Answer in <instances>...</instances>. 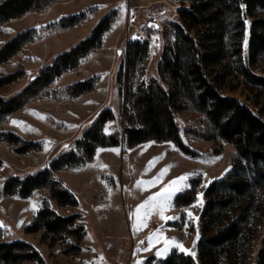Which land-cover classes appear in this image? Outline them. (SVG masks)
Segmentation results:
<instances>
[{"label":"rangeland","instance_id":"obj_1","mask_svg":"<svg viewBox=\"0 0 264 264\" xmlns=\"http://www.w3.org/2000/svg\"><path fill=\"white\" fill-rule=\"evenodd\" d=\"M183 2L185 0H63L0 25V50L18 35L34 31L31 41L0 65V79L11 75L17 78L0 89V97L10 99L24 90L42 69L88 39L106 17L113 15V24L99 47L85 56L79 66L59 76L42 96L30 101L0 125V222L3 225L0 228L3 241L27 242L41 257V260L20 264H148L151 256L166 258L172 250L188 254L177 248V243L195 252V258L201 263L196 244L201 238L205 191L212 182L223 180L231 171L236 148L232 143L209 142L186 133L194 125L196 114H183L177 118L186 151L170 141H148L130 148L122 140L120 145L98 147L91 161L52 171L53 178L75 197L77 205L58 204L47 188L35 189L27 197L5 193L11 177L25 179L50 169L51 162L63 154L81 153L78 142L103 111L108 109L113 114V119L106 122L104 132L107 135L123 134L126 78L132 46L140 45L144 59V63L138 61L136 66L135 82H144L146 86L154 81L164 84L161 65L168 48L176 40L170 35L175 34L171 24L181 23L180 10L188 7ZM80 14H85V18L68 26L70 23L65 19ZM252 20L248 17L247 22ZM150 22L159 27L148 29ZM249 38L250 34L246 32L243 38L246 60ZM253 72L264 76V61ZM232 79L226 80L222 92L247 102L257 115H261L259 108L243 95V85L231 91L236 84ZM88 80H94L92 91L76 96L69 93V87ZM261 117L264 120V114ZM12 121L23 123L14 125ZM111 149H119V153ZM165 168L168 171L155 185L143 183L137 186L138 181H150ZM183 175L188 179L178 185L180 193L172 197L171 207L163 213L174 219H162L159 208L141 209L138 217L132 215L145 200L162 192L171 181ZM196 179L201 180L196 200L191 205L178 207L176 198L189 190ZM45 205L59 216L78 215L74 228H82V239L65 233L62 239L54 240L44 229L28 232ZM188 212L198 219L190 218ZM250 221L256 231L250 233L247 240V259L243 264H258L264 217L261 221L256 217ZM197 230L199 240L196 239Z\"/></svg>","mask_w":264,"mask_h":264},{"label":"trees","instance_id":"obj_2","mask_svg":"<svg viewBox=\"0 0 264 264\" xmlns=\"http://www.w3.org/2000/svg\"><path fill=\"white\" fill-rule=\"evenodd\" d=\"M57 1L63 0H4L0 3V25ZM183 5L188 7L180 10L181 23L171 24L176 34L175 43L168 48L161 65L164 84L154 81L146 86L144 82H135L136 66L138 61L144 63V59L140 45L132 46L123 134L104 132L106 122L113 119L107 109L78 142L81 153L63 154L51 162L50 169L25 179L11 177L5 193L27 197L35 189L47 188L58 204L77 205L75 197L53 178L52 171L91 161L98 147L120 145L122 140L130 148L148 141H170L186 151L177 118L193 113L198 117L186 133L209 142L232 143L236 148L233 167L223 180L212 182L205 191L201 238L196 244L201 263L189 254L172 250L166 258L151 256L148 264H243L247 259V240L250 233L256 231L250 219L256 217L261 221L264 217V120L261 117L264 114V76L253 72L264 61V0H185ZM248 17L253 19L251 23L247 22ZM84 18L85 14H80L65 21L72 26ZM112 24L113 15H109L88 39L42 69L24 90L10 99L0 97V125L42 96L64 72L79 66L85 56L102 44ZM246 32L250 34L247 60L243 49ZM33 36V30L26 31L6 44L0 50V65ZM229 77L236 82L231 91L243 85V95L259 108L261 115L247 102L222 92ZM16 79V75L0 79V89ZM94 87V80H88L69 87V93L76 96ZM200 182V179L193 180L192 187L176 198L178 207L191 205L196 200ZM77 218L78 215L59 216L45 205L28 232L44 229L54 240L62 239L65 233L81 240L82 228H74ZM27 260H41V257L27 242L3 241L0 228V264H20ZM257 262L264 264V235Z\"/></svg>","mask_w":264,"mask_h":264},{"label":"snow or ice","instance_id":"obj_3","mask_svg":"<svg viewBox=\"0 0 264 264\" xmlns=\"http://www.w3.org/2000/svg\"><path fill=\"white\" fill-rule=\"evenodd\" d=\"M96 7H104V6H96ZM122 9L124 8V6H121ZM153 27H156L155 25H153ZM5 31H8L10 32L11 30L10 29H5ZM246 41H245V46H246ZM12 123L14 125H20L22 124L23 122L21 121H12ZM67 147V146H66ZM100 151H105L104 149H101ZM111 151H114V152H117V154L119 153V149H111ZM151 163L150 162V166H151ZM168 171L167 168L163 169L160 174L155 177L154 179L150 180V181H138L137 182V186L139 187L141 184L143 183H147L149 185H155L159 180L160 178ZM188 179V176L187 175H183L179 178H177L176 180H173L170 182V184L160 193H157L155 194L154 196H151L149 197L147 200H145L140 206L137 207L136 209V212L133 213L132 215H135V216H139L140 212H141V209H145V208H150V209H156V208H159L160 210V215H161V218L162 219H165V220H171V219H174V217H170V216H164V210L171 207V200H172V197L174 195H177L180 193L181 189L178 187V185L182 182V181H185ZM107 186V185H106ZM109 193H111V188H109ZM147 214H150L149 213H146ZM187 215L196 220L198 218L196 217H193V214L191 212H188ZM2 222H0V227H2ZM134 228H135V225H134ZM197 240H199V234H198V230H197V237H196ZM167 243V241H166ZM177 248H179L181 251H184V252H187L189 255L195 257L196 253L193 252V251H190L188 249H184L182 245L180 244H176L175 245ZM193 247H195V242L193 244ZM145 251H147V249H145ZM157 255H160V253H157Z\"/></svg>","mask_w":264,"mask_h":264},{"label":"water","instance_id":"obj_4","mask_svg":"<svg viewBox=\"0 0 264 264\" xmlns=\"http://www.w3.org/2000/svg\"><path fill=\"white\" fill-rule=\"evenodd\" d=\"M153 25H155L156 27H153ZM158 27H159V25H158L157 23H155V22H150V23L147 25V28L150 29V30H152V29H156V28H158Z\"/></svg>","mask_w":264,"mask_h":264},{"label":"built area","instance_id":"obj_5","mask_svg":"<svg viewBox=\"0 0 264 264\" xmlns=\"http://www.w3.org/2000/svg\"><path fill=\"white\" fill-rule=\"evenodd\" d=\"M170 35L173 36V37H176V34H172V33H171ZM175 39H176V38H175ZM175 39H174V40H175ZM162 63H164V61H163ZM111 264H113V263H111Z\"/></svg>","mask_w":264,"mask_h":264},{"label":"crops","instance_id":"obj_6","mask_svg":"<svg viewBox=\"0 0 264 264\" xmlns=\"http://www.w3.org/2000/svg\"><path fill=\"white\" fill-rule=\"evenodd\" d=\"M158 257V256H157ZM158 258H160V257H158Z\"/></svg>","mask_w":264,"mask_h":264}]
</instances>
